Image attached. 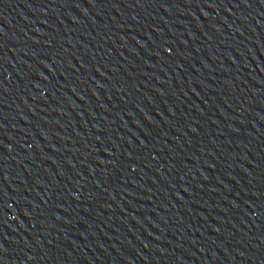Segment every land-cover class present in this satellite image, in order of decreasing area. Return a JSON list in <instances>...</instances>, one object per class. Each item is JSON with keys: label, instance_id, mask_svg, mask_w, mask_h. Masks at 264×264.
Here are the masks:
<instances>
[{"label": "water", "instance_id": "95a60500", "mask_svg": "<svg viewBox=\"0 0 264 264\" xmlns=\"http://www.w3.org/2000/svg\"><path fill=\"white\" fill-rule=\"evenodd\" d=\"M0 264H264V0H0Z\"/></svg>", "mask_w": 264, "mask_h": 264}]
</instances>
